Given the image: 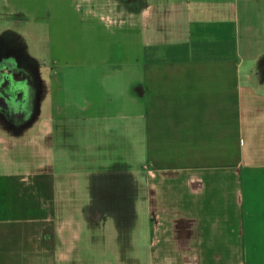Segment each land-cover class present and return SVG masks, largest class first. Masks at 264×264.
Segmentation results:
<instances>
[{"label": "crops", "instance_id": "obj_1", "mask_svg": "<svg viewBox=\"0 0 264 264\" xmlns=\"http://www.w3.org/2000/svg\"><path fill=\"white\" fill-rule=\"evenodd\" d=\"M154 2L168 6L153 16ZM133 11L113 23L135 35L133 111L85 117L97 166L77 212L130 237L145 205L151 264H264V0H135ZM206 36L224 50L188 49ZM126 46L112 59H127ZM51 111L0 133V264L68 258L60 202L82 185L63 180L81 167L57 172L64 131L51 126L65 118ZM138 147L141 174L126 160Z\"/></svg>", "mask_w": 264, "mask_h": 264}, {"label": "rangeland", "instance_id": "obj_2", "mask_svg": "<svg viewBox=\"0 0 264 264\" xmlns=\"http://www.w3.org/2000/svg\"><path fill=\"white\" fill-rule=\"evenodd\" d=\"M134 1L0 0V29L14 28L21 33L28 51L42 66V79L47 82V93L42 100L43 117H47L53 108L59 117L65 118L62 122L53 120L54 127L51 126L52 136L55 131L58 133V126L64 131V137L58 141L61 146L55 150L57 172L66 175L67 171L78 170L79 167L73 168L71 162L81 167L79 174L70 171L68 179L63 180L65 184H73L72 180L79 176L80 191L75 188L65 194L61 192L67 197L60 202L63 216L67 219L59 220L58 227L65 232L63 245L68 248V258L46 264H151L145 205L139 204L130 237L120 236L113 222L91 226L76 210L81 206L80 194L84 197L87 193L86 186L90 180L85 170L97 166L86 150L90 134L84 123L85 117L103 118L104 115L116 114L121 118L133 111L129 86L135 75V35L133 30L125 32L113 23L124 18L134 19ZM167 6L166 2H154L150 12L157 16ZM215 41L206 36L188 49L200 47L199 53L203 55H211L221 48L224 50V45ZM124 44L128 48V58L115 61L112 56ZM94 98L98 105L93 107L90 104ZM74 113L78 116L79 129L71 123V114ZM0 133H3L1 129ZM129 138L134 141L133 131ZM134 151L136 154L127 157V164L141 174L146 157L141 147Z\"/></svg>", "mask_w": 264, "mask_h": 264}, {"label": "flooded vegetation", "instance_id": "obj_3", "mask_svg": "<svg viewBox=\"0 0 264 264\" xmlns=\"http://www.w3.org/2000/svg\"><path fill=\"white\" fill-rule=\"evenodd\" d=\"M47 82L42 66L14 28L0 29V129L24 131L40 114Z\"/></svg>", "mask_w": 264, "mask_h": 264}]
</instances>
